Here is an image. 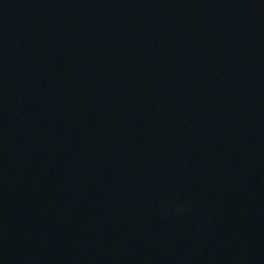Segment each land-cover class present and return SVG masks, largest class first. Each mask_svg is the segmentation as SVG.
Masks as SVG:
<instances>
[{
    "label": "water",
    "instance_id": "obj_1",
    "mask_svg": "<svg viewBox=\"0 0 264 264\" xmlns=\"http://www.w3.org/2000/svg\"><path fill=\"white\" fill-rule=\"evenodd\" d=\"M43 1L41 22L53 10ZM213 1L178 0L174 21L157 30L158 43L188 32L184 73L152 83L122 67L101 104L109 107L99 111L103 125L111 124L84 141L77 124L91 104L69 124L76 107L46 108L41 84L15 97L6 91L15 100L0 107V264H264V0ZM74 6L69 13L84 3ZM9 19L4 28H13ZM125 52L117 51L120 59ZM24 56L17 65H29ZM4 74L12 81L23 75ZM192 100L208 103V112L234 102L239 112L231 108L227 119L236 123L220 132L213 121L198 138L189 128ZM76 131L81 154L69 148ZM110 142L111 156L122 151L115 157L121 170L107 163L94 170L86 150L104 143V151ZM120 213L147 222L135 255L127 231L106 238L98 231Z\"/></svg>",
    "mask_w": 264,
    "mask_h": 264
}]
</instances>
